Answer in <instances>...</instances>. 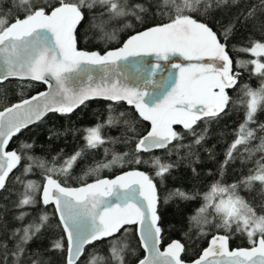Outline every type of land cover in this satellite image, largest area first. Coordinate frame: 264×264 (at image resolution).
Returning <instances> with one entry per match:
<instances>
[{"label":"snow or ice","instance_id":"1","mask_svg":"<svg viewBox=\"0 0 264 264\" xmlns=\"http://www.w3.org/2000/svg\"><path fill=\"white\" fill-rule=\"evenodd\" d=\"M221 5L239 9L234 19L223 27L225 40L238 22L264 37V0L255 4H248L247 0H136L135 3L130 0H0V85L10 79L48 85L47 91L0 110V190L5 189L9 174L25 158L16 150H6L12 138L49 112L67 115L91 99L125 101L142 120L150 122L151 130L147 135L125 139V143L136 140L133 152L113 153L111 160L98 161L84 176L97 175L115 165L123 166L125 157L130 155L132 160L128 162L149 163L139 153L167 149L173 141L184 138L174 125H181L195 137L193 144H201L207 128L197 134L194 126L201 120L207 124L225 112L231 99L227 89L235 88L240 76V72H233V61L218 34L193 15L206 16L210 9ZM85 9L92 13L90 20ZM94 9L100 10L98 15ZM148 14L159 15L167 22L138 32L121 47L103 54L77 47V28L85 21L90 29L102 34L101 40L111 41L116 36L106 31L108 20L133 16L143 23ZM105 15L107 19L103 18ZM125 27L131 28L132 24ZM237 51L246 52L250 57L238 60L237 68L259 77L260 85L253 89L245 84L241 88L240 103L245 109V119L225 153L221 176L224 167L237 158L234 153L238 152V146H245L243 152L248 153V159L257 152L264 153V135L259 137L258 145L248 147L257 139V129L249 125L256 123V114L264 110V41L252 40L250 47ZM175 57L188 63L175 62ZM109 110L111 112V105ZM125 115L120 113V116ZM119 122L111 114L107 118L108 125ZM123 123L130 132H136L134 117ZM101 127L85 129L87 149L106 143L100 133ZM258 130L264 133V123ZM20 147L30 149L33 145L24 143ZM180 147L185 146L176 145L170 151H178ZM186 147L189 156L195 155L191 145ZM104 151L107 156L109 150ZM83 152L81 149L74 153L59 166L55 164L57 157H53L51 167L45 161L27 156L32 163L24 167L23 175L39 167L45 183L38 185L31 180L24 183L22 199L16 205L23 208L35 203L32 193L42 188L43 204L55 206L59 224L67 235V264L78 261L80 264H106L104 257L86 252L87 245L104 240L110 245L111 260L115 264H125L123 253L128 245L123 236L117 235L122 229L127 233L125 225L139 226V242L147 253L139 264H183L181 253L185 249L179 241H173L163 251L159 249L162 233L157 212L159 196L149 175L133 170L115 179L97 178L80 187L67 186L56 178L63 176L66 181ZM195 162H199L198 158ZM255 164L256 168L250 169V174L238 183L225 185L217 180L203 194L204 203L192 217L201 226L199 236L208 235L203 225L212 224L213 220L216 221L214 227L226 234H214L209 246L193 264H264V214H258L255 207L237 193L239 185L251 189L254 182H259L264 201V155ZM151 165L159 177L174 167V164L162 163L159 157H154ZM192 171L195 173L196 169L193 167ZM17 180L20 181V177ZM173 196L186 200L194 198L177 189L169 193L165 202ZM261 207L264 211V203ZM23 218L24 213L16 217ZM47 221V215H42L39 224L16 229L8 237L14 240L12 248L0 240V264H25L22 259L25 245ZM233 232L246 236L250 247L230 249ZM51 247L63 251L64 246L57 240ZM31 264L45 262L31 260Z\"/></svg>","mask_w":264,"mask_h":264},{"label":"trees","instance_id":"2","mask_svg":"<svg viewBox=\"0 0 264 264\" xmlns=\"http://www.w3.org/2000/svg\"><path fill=\"white\" fill-rule=\"evenodd\" d=\"M136 0H130L135 3ZM258 0H247L248 4H255ZM88 19H91L92 13H88L85 9ZM99 9L93 12L99 14ZM155 11V9H153ZM239 9L236 6L221 5L219 8H212L206 16L193 14L197 19L208 23L213 31L218 34L221 43L226 45L230 59L233 61V72H240L239 80L235 88L228 90L231 97L228 107L224 113L208 122L205 120L197 122L194 129L197 134L207 128L205 139L199 145L193 144L195 137L189 135L181 125H174V129L183 135V139L173 141L167 149H160L151 153H139L143 160L149 163L136 164L128 162L132 160V156L125 157L123 166L115 165L111 169H104L97 175L84 176V173L95 166L98 161L111 160L112 154H123L125 152H133L136 140L125 143V139L131 136H144L151 130L149 121L142 120L133 108L127 107L125 104H110L102 101L85 103L76 112L67 115L49 114L37 124L22 130L14 136L9 144L8 151L16 150L22 157L20 165L14 169L6 180L4 190L0 192V240H4L10 248L14 246V240L8 239L16 229H22L33 223H40V217L47 215L48 221L43 225L41 230L36 233L32 240L25 245L26 253L22 257L25 264H31V260L44 261L45 264H67V241L65 234L56 216L53 204L44 205L41 197L42 188L32 193L35 203L17 207L19 200L22 199L24 193V183L31 180L38 185H43L44 174L39 167H33L31 172L23 175L24 167L32 163L26 157L32 156L37 161H45L49 167L52 166L53 157H57L55 164L59 166L65 159L74 153L84 149L80 158L70 170L67 180L63 176L56 177L62 184L70 187H80L86 183H92L97 178L111 179L128 171H141L152 178L153 183L157 187L159 203L157 207L160 216L159 226L162 228L161 244L162 247L169 245L173 241H179L183 244L185 251L182 252L181 260L183 262H192L196 260L201 252L208 245L209 240L214 234H226L222 229L218 230L214 227L215 220L212 224L203 225L207 236H199L200 225L192 220L197 215L198 210L203 205V194L208 191L209 186L220 180L225 185L238 183L243 177L250 174V169H255V161L260 159L264 153L257 152L251 159H248V153L243 152L244 145L238 146V152L234 153L236 159L230 161L223 169L221 176V165L225 160V153L230 144L236 138L235 133L239 129L240 124L245 119V109L240 103L242 98L241 88L247 84L255 89L260 85V78L250 76L249 72L243 68H237L238 60L250 59L248 53L237 51L241 47H250L252 40H262L259 33L252 32L250 26L244 23H236L235 29L231 35L225 40L222 35L223 27L234 19ZM107 19V15L103 17ZM167 22L166 18L161 19L159 15L148 14L145 16L143 23L138 22L133 16L119 17L108 20L106 31L114 33L115 40H101V33L96 29H90L88 22L85 21L77 28V47L79 50L96 51L103 54L105 51L119 48L124 41L132 35L142 32L156 24ZM132 24L131 28H126V24ZM112 24V27L109 26ZM251 67V66H249ZM44 90V86L31 82L6 81L0 85V110L4 107L21 102ZM111 105V112L109 110ZM126 113L120 116V113ZM113 115L119 119V123L113 125L107 124L109 115ZM136 120V132H130L123 123L125 119L133 118ZM256 123L250 124L249 127L257 129V139L252 140L248 145L254 148L260 143L259 137L264 135L259 129V125L264 123V110L259 111L255 117ZM102 125L100 129L101 136L106 143L95 149H87L84 139L85 129ZM118 140L116 143L111 141ZM33 145L30 149H21V144ZM176 145H183L178 151L172 150ZM195 155L189 156V148ZM109 150V154L105 156V149ZM240 153L243 154L241 157ZM154 157H159L162 163L174 164L169 172L163 177L156 175V169L152 167L151 161ZM198 158L199 162H195ZM193 167L196 169L194 173ZM20 177V181L17 180ZM81 177H84L81 179ZM259 182H254L251 189L239 185L237 193L246 201L252 204L258 214H264L262 211ZM181 190L192 195L193 199H182L179 196H173L165 202L170 192ZM211 212V209H209ZM21 213H24L23 220L16 219ZM214 215V214H213ZM212 219V215L209 216ZM128 229L125 234L124 229L118 236H123L124 242L128 245L123 256L125 264H138L143 259L144 252L141 248L139 239L134 225H125ZM111 239V238H109ZM59 240L63 244V251L52 249L54 241ZM230 249L248 248L250 247L247 237L239 233L233 232L229 240ZM110 245L108 240L97 241L94 245L86 248L87 253L102 256L106 260V264H115L111 260L109 251ZM85 257H81V260ZM77 264H80L78 261Z\"/></svg>","mask_w":264,"mask_h":264},{"label":"water","instance_id":"3","mask_svg":"<svg viewBox=\"0 0 264 264\" xmlns=\"http://www.w3.org/2000/svg\"><path fill=\"white\" fill-rule=\"evenodd\" d=\"M125 42V41H124ZM123 42V43H124ZM123 43H122V45H123ZM121 45V46H122ZM120 46V47H121ZM174 59V61L175 62H179V63H182V64H187L188 62L187 61H183L182 60V58H179V57H175V58H173ZM169 71H174V70H172V69H169ZM7 81H19V80H16V79H10V80H7ZM6 82V81H5ZM4 82V83H5ZM19 82H21V81H19ZM23 82H31V83H35V84H40V85H43L44 86V90L42 91V92H45V91H47L48 90V85L47 84H45V83H42V82H38V81H23ZM228 90H230V89H227V91ZM37 95V94H36ZM36 95H34V96H36ZM33 97V96H32ZM31 98V97H30ZM30 98H28V99H30ZM95 101H102V102H106V103H110V104H119V103H122V104H125L127 107H130V108H132L131 106H129L125 101H120V102H112V101H107V100H103V99H99V98H97V99H91V100H88V101H86L85 103H88V102H95ZM84 105V104H83ZM83 105H80L78 108H76L73 112H76L78 109H80ZM134 109V108H133ZM72 112V113H73ZM49 114H55V113H53V112H49V113H47L42 119H44L47 115H49ZM57 114H59V113H57ZM71 114V113H70ZM41 119V120H42ZM40 120V121H41ZM39 122V121H38ZM38 122H36L35 124H37ZM199 122V121H198ZM35 124H31V125H29L27 128H29V127H31V126H33V125H35ZM27 128H24V129H27ZM24 129H22V130H24ZM21 130V131H22ZM147 135V134H146ZM11 142V141H10ZM10 142H9V144H10ZM9 144H8V146H7V151H8V147H9ZM157 150H160V149H153V150H151V151H149V152H145V153H151V152H154V151H157ZM14 171V170H13ZM11 175V173L9 174V176ZM122 175V174H121ZM119 176V175H118ZM117 177V176H116ZM116 177H114V178H111V179H115ZM8 179V178H7ZM93 183V182H92ZM0 192H1V190H0ZM41 197H42V192H41ZM54 206V205H53ZM54 208H55V206H54ZM56 216H57V219H58V221H59V217H58V215H57V213H56ZM135 227H136V233H137V237H138V239H139V233H138V231H137V229H138V225H134ZM61 227H62V225H61ZM62 229H63V227H62ZM65 234V233H64ZM65 237H66V241H67V235L65 234ZM210 241H211V239L209 240V242H208V245L206 246V248L209 246V243H210ZM88 246H90V245H87L86 246V248L88 247ZM168 246V245H167ZM167 246H164V247H162V244L160 243V245H159V249H160V251H163ZM141 248H142V250H143V252H144V256L145 255H147V253L145 252V250H144V248L141 246ZM205 248V249H206ZM230 248V247H229ZM203 252V251H202ZM202 252H201V254H202ZM200 254V255H201ZM181 255H182V253H181ZM144 258V257H143ZM66 260H67V258H66ZM139 264V263H138ZM183 264H193V261L192 262H189V263H187V262H183Z\"/></svg>","mask_w":264,"mask_h":264},{"label":"rangeland","instance_id":"4","mask_svg":"<svg viewBox=\"0 0 264 264\" xmlns=\"http://www.w3.org/2000/svg\"><path fill=\"white\" fill-rule=\"evenodd\" d=\"M109 26H111V27H112V24H109ZM111 42H112V40H111Z\"/></svg>","mask_w":264,"mask_h":264}]
</instances>
